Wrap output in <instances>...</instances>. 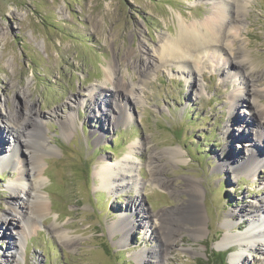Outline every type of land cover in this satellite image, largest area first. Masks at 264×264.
<instances>
[{"label": "rangeland", "instance_id": "374dc122", "mask_svg": "<svg viewBox=\"0 0 264 264\" xmlns=\"http://www.w3.org/2000/svg\"><path fill=\"white\" fill-rule=\"evenodd\" d=\"M219 5L218 0H0V158L15 145L16 135L2 122L12 109L37 121L48 145L42 192L50 211L30 233L25 264H237L233 255L240 256L238 264H264V242L245 254L237 245L217 249L225 235L246 231L236 224L264 201V137L259 146L256 135L259 129L264 134V124L251 123L253 110H264V0H249L241 16L244 67L226 65L211 49L198 66L192 63V76L170 62L142 71L161 37L175 38L182 22L207 21ZM229 54L230 60L236 57V51ZM111 66L129 89L122 113L117 104L124 98L113 103L115 87L107 81ZM249 81L257 90L250 97L256 108H237L234 97L244 94ZM253 150L261 161L256 176L236 175V166ZM22 151L32 162V147ZM123 160L134 164V183L111 193L97 172ZM17 175L0 169V218L11 224L0 223V264L14 263L6 253L14 254L8 244L18 231L7 208L8 184ZM195 186L199 206L193 203ZM189 207L203 218L204 231H197L187 213L178 215L175 245L160 262L156 216H177ZM141 209L147 221L135 215ZM121 219L134 223L127 241L112 230ZM227 221L234 227L225 228Z\"/></svg>", "mask_w": 264, "mask_h": 264}, {"label": "bare ground", "instance_id": "6f19581e", "mask_svg": "<svg viewBox=\"0 0 264 264\" xmlns=\"http://www.w3.org/2000/svg\"><path fill=\"white\" fill-rule=\"evenodd\" d=\"M218 1L220 5L216 8L213 16L207 21L190 24L182 22L175 38L161 37L160 48L157 49L156 55L148 56V67L147 69L142 70L143 73L151 72L152 68L159 63L163 64L170 62L175 63L181 68H185L186 70L184 73L186 72L192 76L195 72L192 70V63L193 66H198L200 56L208 54L211 49L214 56H216L217 53L223 55L227 61L226 65H232L233 68L244 67L245 60L240 59L239 51H241V47L239 48L238 43L241 34H238V29H240L242 21L241 16L245 13L249 0ZM230 40H232V43L229 42ZM235 42L236 48L234 49L236 50L231 48L232 50L230 51H236V57L234 58L235 60H230L227 58V56L230 55L228 49L234 47ZM229 69L230 68H228V70ZM120 77L121 75H118L116 69L111 66L108 71L107 81L111 82L115 87V93L112 94L113 103L118 99L121 100L124 98L123 105L119 103V101L117 104V107L121 112L123 108L126 107L125 103L126 99H128L129 89L126 81L120 80ZM243 93L244 94L237 93L234 97L235 106L237 105V108L239 106L256 108L250 97L257 94V90L251 81L247 82V89ZM130 94L133 93L130 91ZM255 120L261 121V123L264 124V110H253L251 118L253 126L256 124ZM32 121H29L27 116L20 115L13 109L2 118L5 129H7L11 135H16L14 139L15 145L10 146L8 153H5L2 158H0V169L12 168L13 171L18 174L14 179L10 180L8 184V189L12 192V200L8 205L7 211L11 213L13 220L16 222V229L18 231L16 235L14 234L16 241L8 244L9 250L11 249L14 254L11 255L9 252L6 253L9 259L14 260L13 264H18L19 262L25 264L26 243L30 237V233L37 229L36 221L43 218L50 211L48 198H46L42 192L44 186L42 157L44 152H47L46 147H48V145L45 141L44 130L40 127V124L37 123V121ZM67 124L69 125V123ZM244 133H248V130ZM256 135L260 139L257 141V144L260 146L264 134L260 132L259 129ZM23 138L25 140H23ZM240 139L244 140V136L240 135ZM36 141L39 142L37 146L34 145V142ZM30 146L34 150V154L31 158L32 162L24 156V152L22 151V147L29 150ZM254 149L261 152L257 145ZM49 150L52 151L51 148H49ZM258 152L253 150L246 162L236 166V175L245 174L248 177L256 176L257 168L261 165V163L258 162L260 161ZM30 154L32 155V152ZM135 172L133 162L131 160H123L119 164L102 165L101 169L97 172V176L99 177V181H101V186L113 193L120 188H123L122 190H124V188L130 183L133 184L134 181L132 179L136 176L134 174ZM192 191L195 196V201L193 203L195 206H199L200 204L197 199L200 190L195 186ZM190 208L191 207L187 209V212L184 209L179 210L177 216L175 214L169 216L163 214L156 216V221L158 223L156 232L161 242L160 262L165 260V257L170 254V250L175 245L176 236H178L179 233L178 228L180 219L178 215L187 213V219L198 226L199 229L197 228V231H204L202 222L203 218L198 219V215H195L193 207L192 209ZM141 212L143 215L148 216V214L142 209L139 212H135V215H137L139 221L142 219L147 221L149 217H141ZM251 213L252 216H250L247 221L236 224L239 229L246 228V231L237 235H225L217 246L218 250H224L231 245H237L245 254L247 252L250 253L253 247L264 242V201H259V206ZM233 216L234 215H230V219H232ZM239 217H241V215ZM0 223L4 226L11 225L10 222L8 223V220H2V218H0ZM133 224L134 223L130 220L121 219L113 225L112 230L115 233L123 232V241H127L129 240ZM232 227H234V224L227 221L225 228L231 229ZM53 229L57 231V227H53ZM72 241L73 240H71L70 243ZM145 254L146 253H143V257ZM136 257L139 258L141 263H143V257L141 254H138ZM232 259L237 264L240 262V256L233 255ZM157 264L160 263L157 262Z\"/></svg>", "mask_w": 264, "mask_h": 264}, {"label": "trees", "instance_id": "16d2710c", "mask_svg": "<svg viewBox=\"0 0 264 264\" xmlns=\"http://www.w3.org/2000/svg\"><path fill=\"white\" fill-rule=\"evenodd\" d=\"M215 257H216V260H217V261L223 262V260H224V258H221V257H223V256H220L219 254H216ZM212 259H213V258H212Z\"/></svg>", "mask_w": 264, "mask_h": 264}]
</instances>
